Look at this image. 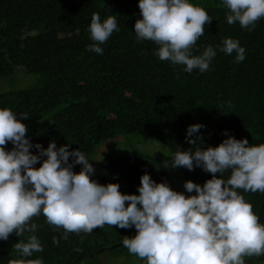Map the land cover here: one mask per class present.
Instances as JSON below:
<instances>
[{
	"label": "trees",
	"instance_id": "obj_1",
	"mask_svg": "<svg viewBox=\"0 0 264 264\" xmlns=\"http://www.w3.org/2000/svg\"><path fill=\"white\" fill-rule=\"evenodd\" d=\"M138 4L139 0H0V80L16 72L42 78L41 85L1 91L0 109H11L18 119L19 114L29 116L21 122L27 125L33 145L47 148L53 140L57 147L70 143L69 151L79 148L90 163L103 143L117 136L157 141L172 156L179 150L195 151L185 139L193 124L204 125L193 137H203L202 149L216 147L228 136L246 138L250 146L264 144V19L247 31L238 22L227 23L228 10L222 0L218 6H200L213 20L205 26L193 54L201 55L207 46L217 48L232 38L245 48L246 58L236 63L235 53L225 55L217 48L209 71L189 74L183 65L161 61L155 55L158 45L137 42L134 25L142 19ZM93 13L101 21L115 15L120 29L100 45L102 55L88 50L93 43L88 31ZM12 148L9 142L6 150ZM30 151L38 154L35 147ZM81 167L75 165L73 171ZM166 169L150 154L115 144L96 160L93 180L102 185L118 183L122 193L139 195L140 177L145 173L173 189ZM179 169L185 182L203 185L212 178L201 168ZM230 175L229 170L221 178L227 180ZM238 191L264 224V193ZM32 222L38 225L35 233L11 234L7 241L0 240V264L21 259L88 264L95 251L136 235L135 227L105 225L91 234L70 233L64 240V230L49 225L42 214ZM32 234L44 250L21 257L14 244L27 242ZM53 237L59 239L58 246ZM245 259L264 264V255Z\"/></svg>",
	"mask_w": 264,
	"mask_h": 264
},
{
	"label": "clouds",
	"instance_id": "obj_2",
	"mask_svg": "<svg viewBox=\"0 0 264 264\" xmlns=\"http://www.w3.org/2000/svg\"><path fill=\"white\" fill-rule=\"evenodd\" d=\"M222 3L229 25L238 22L242 29L252 31L264 19V0ZM138 7L142 19L134 25L137 42L158 45L155 55L185 66L186 73L209 71L217 48L225 55L235 53L236 63L246 58L245 48L232 38L217 48L207 46L201 55L193 54L213 18L190 0H139ZM119 30L115 15L101 21L93 13L88 28L93 43L88 50L102 55L100 45ZM19 115L18 119L11 109H0V240L7 241L11 234L35 233L38 225L33 218L42 214L49 225L64 230V240L70 233L91 234L105 225L135 227L136 235L125 236L122 245L144 264H245V257L264 255V224L238 191L264 193V144L250 146L246 138L228 136L218 146L202 149L203 137H193L204 125H190L185 139L195 151H177L167 167L201 168L212 178L203 185L186 181V192L196 193L186 196L145 173L140 177L139 195L124 194L118 183L102 185L93 180L90 160L79 148L69 151L70 143L57 147L53 140L47 148L33 145L27 125L21 122L29 116ZM9 142L13 148L6 150ZM33 147L38 154L30 151ZM42 157L46 159L41 162ZM37 163L41 164L38 168L34 167ZM75 165L82 166L79 172L73 171ZM229 170L230 178L222 179ZM53 244L59 245L57 237ZM14 248L24 258L44 250L34 234L27 242H16ZM11 264H43V260L21 259Z\"/></svg>",
	"mask_w": 264,
	"mask_h": 264
},
{
	"label": "rangeland",
	"instance_id": "obj_3",
	"mask_svg": "<svg viewBox=\"0 0 264 264\" xmlns=\"http://www.w3.org/2000/svg\"><path fill=\"white\" fill-rule=\"evenodd\" d=\"M190 3L199 6H218L220 5V0H190ZM41 83L42 78L37 75L16 72L13 76L0 80V92L22 87H30L33 85H41ZM116 146L119 148L140 151L158 158L167 168L166 170L168 171L172 181L173 189L184 193L186 196L189 195L184 188L185 181L182 172L179 169L180 167L176 169L167 167V163L169 165L171 163L172 154L165 147H163L161 143L143 137L130 136L124 138L123 141H117ZM94 177H96L95 174L91 178L93 179ZM127 203L128 202H126V205ZM88 262V264H144V261L130 254L125 247L106 251L94 258L88 259ZM245 264L263 263L245 259Z\"/></svg>",
	"mask_w": 264,
	"mask_h": 264
},
{
	"label": "water",
	"instance_id": "obj_4",
	"mask_svg": "<svg viewBox=\"0 0 264 264\" xmlns=\"http://www.w3.org/2000/svg\"><path fill=\"white\" fill-rule=\"evenodd\" d=\"M123 140H124V138H122L120 136H117V137H114V138H111V139L106 140L103 143V145L99 148L98 153H97V155L95 156L94 159H97L98 158V155L103 156L104 154H106L112 148V146H114L116 144L117 141H123ZM99 158H101V157H99ZM95 162H96V160H93L92 163H91L93 165L94 169H95ZM121 246H122V242L121 243H117V244H113L111 247H107V248H103V249L97 250L94 253H92L88 257V259H91L94 256L103 253L106 249L117 248V247H121Z\"/></svg>",
	"mask_w": 264,
	"mask_h": 264
}]
</instances>
